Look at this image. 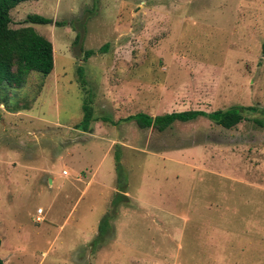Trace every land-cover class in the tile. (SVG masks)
<instances>
[{"label":"rangeland","instance_id":"obj_1","mask_svg":"<svg viewBox=\"0 0 264 264\" xmlns=\"http://www.w3.org/2000/svg\"><path fill=\"white\" fill-rule=\"evenodd\" d=\"M9 17L51 43L52 70L7 93L17 112L0 105L2 263L264 264L260 113L229 130L116 123L264 111V0H38Z\"/></svg>","mask_w":264,"mask_h":264},{"label":"trees","instance_id":"obj_2","mask_svg":"<svg viewBox=\"0 0 264 264\" xmlns=\"http://www.w3.org/2000/svg\"><path fill=\"white\" fill-rule=\"evenodd\" d=\"M27 1L38 0H0V105H3L12 112L19 110L18 105L15 101L12 103L7 101V93L20 89L30 72L47 76L52 70V46L48 40L38 35L31 27L9 28V11L18 4ZM24 22L28 24L49 25L51 19L30 14L25 17ZM53 25H60V23L54 22ZM100 52H102L101 49ZM92 53L90 50L84 51L83 59L88 58ZM76 71L80 73L81 70L79 67H76ZM84 99L86 100L81 104V120L74 128L89 133L91 131L90 123L93 121L92 108L90 100ZM248 113H260L261 118L252 119V121L259 127H264V111L250 106L239 105L211 112L188 110L153 117L139 112L119 119L116 123L131 121L140 130L151 128L157 132H162L173 123H186L194 121L197 118H203L222 129L229 130L246 120L245 115ZM116 123L111 122V124ZM109 217L108 213V215H104L100 219L97 225V238L104 233L105 229L102 225H105ZM0 264H2L1 259ZM3 264L6 263L4 262Z\"/></svg>","mask_w":264,"mask_h":264},{"label":"built area","instance_id":"obj_3","mask_svg":"<svg viewBox=\"0 0 264 264\" xmlns=\"http://www.w3.org/2000/svg\"><path fill=\"white\" fill-rule=\"evenodd\" d=\"M41 211L40 210H38V213H40Z\"/></svg>","mask_w":264,"mask_h":264},{"label":"crops","instance_id":"obj_4","mask_svg":"<svg viewBox=\"0 0 264 264\" xmlns=\"http://www.w3.org/2000/svg\"><path fill=\"white\" fill-rule=\"evenodd\" d=\"M3 264V263H2Z\"/></svg>","mask_w":264,"mask_h":264}]
</instances>
